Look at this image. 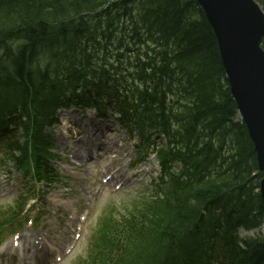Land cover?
Instances as JSON below:
<instances>
[{"label":"trees","instance_id":"16d2710c","mask_svg":"<svg viewBox=\"0 0 264 264\" xmlns=\"http://www.w3.org/2000/svg\"><path fill=\"white\" fill-rule=\"evenodd\" d=\"M93 1L53 0V9H45L41 5L44 0H0V135L3 132L15 135L11 124L16 129H25L23 140L27 150L45 163L50 155V140L44 134L45 118L53 104L77 94L76 87L87 75V66H72L63 59L67 53L78 56L77 51L94 53L97 32L88 24L68 26L63 46L45 35V25L33 33L32 28H27L32 33L27 35L15 29V22L35 19L38 13L70 15ZM176 1L175 7L164 9L166 3L156 0H132L120 7L121 13L109 15L108 25L112 29L119 17L127 18L132 36L137 39L132 44L136 50L126 54L123 46L117 56L123 53L125 61L130 56L134 65L136 53L154 42L158 46L155 61L160 75L168 82V77L173 80L179 74V91L188 103L176 121L171 117L175 124L182 122L178 131L173 132L178 139L169 138L168 149L160 153L165 160L163 166L171 160L182 164L179 171L169 176L168 192L154 203L157 205L151 204L135 215L141 216L139 222L130 216L118 221L122 228L116 244L124 254L121 264H181L187 259H198V253L188 248L186 242L178 248L175 242L187 221L199 210V202L207 199L224 204L230 213L227 216H231L227 223L230 232L222 233L223 238L230 237L234 242L221 244L215 250L222 264H264V232L244 240L246 248H241L234 231L241 224L255 228L264 222V205L259 192H255L261 173L254 143L245 123L236 119L237 108L205 14L191 22L192 12L194 16L200 14L193 6L195 0ZM135 3H145L136 18L131 14ZM142 32H146L144 37ZM170 37L175 40L172 47L168 46ZM174 62L182 73L167 69ZM111 67L120 72L128 70L127 65H121L120 69ZM88 83L92 89V83ZM167 115L160 113L162 121H167ZM24 119L28 121L24 123ZM17 149L21 155L26 152L23 144ZM9 159L19 160L14 155ZM205 237L211 242L216 240L213 232L208 231Z\"/></svg>","mask_w":264,"mask_h":264},{"label":"water","instance_id":"95a60500","mask_svg":"<svg viewBox=\"0 0 264 264\" xmlns=\"http://www.w3.org/2000/svg\"><path fill=\"white\" fill-rule=\"evenodd\" d=\"M201 1L215 28L233 98L257 150L264 199V16L253 0Z\"/></svg>","mask_w":264,"mask_h":264},{"label":"rangeland","instance_id":"374dc122","mask_svg":"<svg viewBox=\"0 0 264 264\" xmlns=\"http://www.w3.org/2000/svg\"><path fill=\"white\" fill-rule=\"evenodd\" d=\"M261 1L263 2V5H264V0H261ZM79 121L81 122V126L91 124L90 120H88L87 118H81V120ZM59 130H63L66 134L68 132V126H65L64 124L61 125L56 132L57 136L60 135V133L58 132ZM72 132H76V130H72ZM68 139L70 140V143L68 142V144H66V147L63 148L61 145H59L58 152L60 153L62 158L60 161H58V164L63 174L67 175L68 177L67 181L69 185L65 189H58V188L55 189V191L51 193L50 198L64 195L65 193L71 192V191L75 193L77 198H81L82 191L92 190V192L94 193L96 189V186L93 182V179L96 180V176L92 178L89 164H86L81 168L75 167V169H72L70 171L67 169L66 160L69 163H71L73 159L71 155L75 156V152L77 151V150H74L73 147L75 145H77L78 147L79 145V143H72V138L68 137ZM127 145L125 144V147H127ZM127 149H129L130 151L133 150L134 152V149H131V148H127ZM117 152H118V156H116V158L108 154V155H105L103 159L96 160L93 162L100 164L103 169L116 168L117 166L119 167L122 166L120 167L121 175L126 174L127 176L125 177L130 176V181L128 182L125 188L119 191H116V192L114 191V188H112L100 196V200L97 206L95 207L93 216L91 220L89 219L88 223L86 224V228H85L86 235L84 238L81 239L80 246L77 249V251L71 257L68 258L67 262H70L71 259H73L76 255H78L79 253H83L85 251L86 243H87V240L89 239L90 234L92 233L93 226L96 224L100 215L102 214L101 213L102 206L110 199L121 200L124 198H130L136 195L138 192L145 190L146 186L151 180L152 174L154 172V167L158 166L154 162L153 156H151L148 159V161L150 162L149 164L142 165L141 163L139 165V169L142 170L143 176L138 178L137 176H134L133 173H131L130 170L127 168V164H129L128 160H130L131 158L134 159L135 153H134V156H131L127 160L126 157L123 156L120 150H118ZM94 169L95 170L99 169V167H94ZM13 172L15 171L12 170L9 166L7 167L2 166V168L0 169V221H1V216H3V213L6 209V205L12 203L18 197L17 192L13 188L9 187L8 185H6L4 188L2 187L5 184L4 179L6 178V176L12 178L13 175L10 176V174H13ZM118 193H121V194H118ZM54 202H55L54 200H51V203H54Z\"/></svg>","mask_w":264,"mask_h":264},{"label":"bare ground","instance_id":"6f19581e","mask_svg":"<svg viewBox=\"0 0 264 264\" xmlns=\"http://www.w3.org/2000/svg\"><path fill=\"white\" fill-rule=\"evenodd\" d=\"M156 1L159 2V3H166L165 6H164V9H167V8L173 6V5H174L173 7H175L177 5V1L176 0H156ZM192 21L193 20L191 19V22ZM174 42H175L174 38L170 37V39L168 41V46L172 47ZM77 53H78V56H74V55H71L70 53H67L65 55L66 58H64L63 60L67 64H71L72 66L78 65L80 67H86L89 64V62H91L92 60L99 59L98 54H95V53L90 52V51H77ZM102 59H110V60H112V58H110L109 56H104V57H102ZM157 87L160 90V85L159 84L157 85ZM41 125L42 124L40 123L39 126H41ZM116 178H117V180L118 179L122 180V178H120V175H118Z\"/></svg>","mask_w":264,"mask_h":264}]
</instances>
